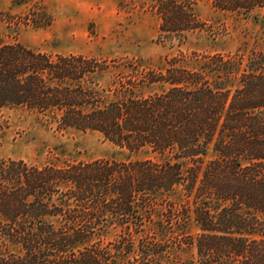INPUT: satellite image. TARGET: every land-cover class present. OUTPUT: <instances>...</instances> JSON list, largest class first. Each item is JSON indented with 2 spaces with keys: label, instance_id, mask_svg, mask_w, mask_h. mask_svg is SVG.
Here are the masks:
<instances>
[{
  "label": "trees",
  "instance_id": "1",
  "mask_svg": "<svg viewBox=\"0 0 264 264\" xmlns=\"http://www.w3.org/2000/svg\"><path fill=\"white\" fill-rule=\"evenodd\" d=\"M152 1L161 42H183L203 25L193 0ZM211 6L246 17L264 0ZM185 61L145 70L0 45V108L21 106L144 155L42 165L0 158V264H264V39ZM149 85L158 90L142 93Z\"/></svg>",
  "mask_w": 264,
  "mask_h": 264
},
{
  "label": "rangeland",
  "instance_id": "2",
  "mask_svg": "<svg viewBox=\"0 0 264 264\" xmlns=\"http://www.w3.org/2000/svg\"><path fill=\"white\" fill-rule=\"evenodd\" d=\"M193 3L202 27L183 42H161L152 0H0V45L19 42L50 53L116 58L145 70L163 68L172 56L183 55L188 66H196L195 55L263 46L264 8L244 17L213 9L212 0ZM119 69L131 72L128 66ZM104 79L109 81V74ZM157 90L156 85H149L142 93ZM143 156L119 148L97 131L59 127L21 106L0 108V158L42 165ZM163 209L159 205L158 210ZM188 228L197 232L194 223ZM147 229L160 233L156 225L148 224ZM116 231L110 230L103 239L113 238ZM192 254L191 248L181 251L185 260Z\"/></svg>",
  "mask_w": 264,
  "mask_h": 264
}]
</instances>
